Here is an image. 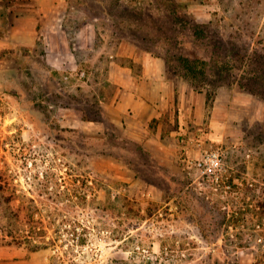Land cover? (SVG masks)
Segmentation results:
<instances>
[{
  "label": "rangeland",
  "instance_id": "374dc122",
  "mask_svg": "<svg viewBox=\"0 0 264 264\" xmlns=\"http://www.w3.org/2000/svg\"><path fill=\"white\" fill-rule=\"evenodd\" d=\"M48 17L71 53L51 60L41 32L0 53V264H264V0H61ZM116 66L161 75L141 128L115 108ZM179 132L224 151L223 179L184 170Z\"/></svg>",
  "mask_w": 264,
  "mask_h": 264
},
{
  "label": "crops",
  "instance_id": "0c3cea01",
  "mask_svg": "<svg viewBox=\"0 0 264 264\" xmlns=\"http://www.w3.org/2000/svg\"><path fill=\"white\" fill-rule=\"evenodd\" d=\"M60 5L61 0H0V17H4L6 23L9 21L10 27L4 33L5 37L0 36V53L17 45L25 47L34 44L39 38L40 32L48 38L51 46V60L54 61L52 58L58 54L71 53L70 41L63 37L58 29L57 21L49 25L46 23L49 18L48 13L56 12ZM58 32L61 36L57 35ZM59 38L61 39L60 43L56 40ZM57 43L62 48H57ZM146 72L138 76L126 67L124 69V67L116 66L112 70L109 81L114 83L117 89L114 104L122 117L121 122L124 124L141 128L152 116L163 112H157L160 109L159 106L155 105L156 108L153 106V101L160 103L165 101V95L161 94L163 89H160L161 87L155 83L161 75L155 69L153 71L146 69ZM145 117H147V122L144 120ZM179 133L180 135L184 134Z\"/></svg>",
  "mask_w": 264,
  "mask_h": 264
},
{
  "label": "built area",
  "instance_id": "2783aa9c",
  "mask_svg": "<svg viewBox=\"0 0 264 264\" xmlns=\"http://www.w3.org/2000/svg\"><path fill=\"white\" fill-rule=\"evenodd\" d=\"M181 157L184 170L190 175L193 170L197 171L199 177L213 182H219L224 177L225 153L221 148L207 145L203 139L189 137L187 134L180 136Z\"/></svg>",
  "mask_w": 264,
  "mask_h": 264
},
{
  "label": "trees",
  "instance_id": "16d2710c",
  "mask_svg": "<svg viewBox=\"0 0 264 264\" xmlns=\"http://www.w3.org/2000/svg\"><path fill=\"white\" fill-rule=\"evenodd\" d=\"M170 0H167V2ZM142 10L140 8H135L134 10ZM133 10V9H130ZM129 10V11H130ZM165 12L167 13V15L169 16L170 20H171V24H176L179 23L182 20H185L186 18L182 15V11H180L178 9L177 5H172L169 6L168 8L165 9ZM137 18L135 17H128V19H123L121 21V24H123V26H125L126 28H130L132 29V31H135L134 29H136L137 31L140 30H146L144 28L143 25H139ZM133 33V32H132ZM135 33V32H134ZM133 33V34H134ZM0 36L1 37H5L4 32L0 31ZM182 59V65H184V68L186 69V73H190L192 74L193 77H197L199 75V71H200V67L198 65H200L198 63L197 60H191L190 58H186V57H181ZM211 59L217 61V57H215V52L213 51L212 55H211ZM169 58L166 57L165 61L169 63ZM206 64V63H205ZM2 176L0 174V180H1ZM0 188L2 189V185L0 184ZM40 248L36 247V249H34V251L39 250Z\"/></svg>",
  "mask_w": 264,
  "mask_h": 264
}]
</instances>
